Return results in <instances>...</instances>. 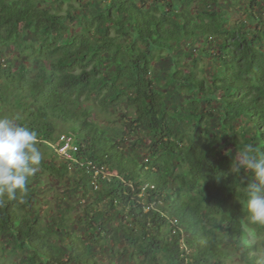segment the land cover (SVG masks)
Returning a JSON list of instances; mask_svg holds the SVG:
<instances>
[{
    "label": "trees",
    "instance_id": "16d2710c",
    "mask_svg": "<svg viewBox=\"0 0 264 264\" xmlns=\"http://www.w3.org/2000/svg\"><path fill=\"white\" fill-rule=\"evenodd\" d=\"M263 17L264 0H0V117L35 131L43 156L26 191L0 195L2 259L230 264L228 245L264 264L244 243L242 222L264 235L246 219L250 174L231 172L243 146L264 152ZM65 132L112 177L70 172L47 145ZM42 173L72 176L66 194L93 199L78 202L69 230L55 219L38 227ZM146 184L154 191L139 198ZM144 199L161 204L144 213Z\"/></svg>",
    "mask_w": 264,
    "mask_h": 264
},
{
    "label": "clouds",
    "instance_id": "9594fccd",
    "mask_svg": "<svg viewBox=\"0 0 264 264\" xmlns=\"http://www.w3.org/2000/svg\"><path fill=\"white\" fill-rule=\"evenodd\" d=\"M62 134L70 135L74 138V143L78 146L76 157L86 163L84 156L80 155L81 153L79 154L78 140L67 132L61 133L56 143H48L47 145L50 147L58 145ZM42 159L43 156L38 147L36 132L16 123L12 118L0 117V195H6L9 199H16L18 190L26 191L29 177L38 171ZM60 159L68 167V162L62 158ZM242 169L245 173L250 174V178L247 179L244 187L247 210L246 219L252 225L264 226V152L257 154L251 144L243 146L236 161L232 162L231 172L237 174ZM217 178H219V173ZM119 179L122 180L120 177ZM91 188L92 191H96L93 190V187ZM153 191L154 186L146 184L140 190L138 197H149ZM159 203L161 204L160 201L148 202L144 199L142 200L143 210L145 211L146 207H148L146 212L157 211V204ZM167 221L173 228L171 233H178L180 236L178 240L179 250L182 254L189 256L191 249L186 242L187 234L180 229L177 219H167ZM183 234H185V237Z\"/></svg>",
    "mask_w": 264,
    "mask_h": 264
},
{
    "label": "rangeland",
    "instance_id": "374dc122",
    "mask_svg": "<svg viewBox=\"0 0 264 264\" xmlns=\"http://www.w3.org/2000/svg\"><path fill=\"white\" fill-rule=\"evenodd\" d=\"M264 18V17H263ZM216 45V44H215ZM215 46L213 47V49ZM214 52V50H213ZM5 56V55H4ZM185 63H187V60H185ZM161 69H159L158 72L153 73L154 75L161 74ZM101 122L103 120H100ZM52 147V146H51ZM54 147V146H53ZM150 150H147L145 154H149ZM59 159L57 158L55 164L58 166ZM94 166V165H92ZM71 172V170H70ZM103 178V177H102ZM72 176H66L64 178H54L51 176H48L46 173H42L41 176L38 178V182H42L41 185L38 186L37 190H35V195L33 197V202L31 204L32 207L39 210V220H38V227H44L46 224L50 222V220H56L64 223V225L68 228H71L70 226H74V222L76 221L77 214L82 211V205H79L78 202L87 203L93 201V199L87 198L86 200H83L81 197V192L74 193L73 187L71 193H67L69 186L67 185V182H73ZM66 194V195H65ZM69 194V195H68ZM88 197V196H87ZM90 199V200H89ZM86 201V202H85ZM115 204V202H114ZM140 204H142L140 202ZM81 206V207H80ZM104 205L100 204V207L104 209ZM146 212V211H144ZM59 213H61L62 218L60 219ZM242 225L244 227L245 231V239L244 243H247L248 246L256 245L258 250H255L253 253L256 254V256H259L264 261V235L260 236L258 238L252 231V228L247 226L242 222ZM67 230V229H65ZM185 237V234H183ZM183 239V237H182ZM185 240V238H184ZM262 244V245H261ZM261 245V246H260ZM7 247L5 244H3L2 241H0V264H10V262H17L18 259L15 258H7L5 260L2 259V251ZM120 249H122L124 246H119ZM223 248H227L229 252L231 253V257L229 259L230 264H245L244 260H242V251H235L230 246H223ZM9 249V248H7ZM10 251V250H8ZM21 257L20 255H18ZM98 264H130L127 261L119 260L117 258L110 259L105 254L97 253L96 257ZM13 262V263H14ZM12 263V264H13Z\"/></svg>",
    "mask_w": 264,
    "mask_h": 264
},
{
    "label": "built area",
    "instance_id": "2783aa9c",
    "mask_svg": "<svg viewBox=\"0 0 264 264\" xmlns=\"http://www.w3.org/2000/svg\"><path fill=\"white\" fill-rule=\"evenodd\" d=\"M56 154L68 162V168L72 171V169H80V168H91L94 170V176L93 178L98 177L99 173L103 177L102 179H108L111 175L105 174L102 172V168L97 170L92 164L89 162H82L80 159L76 157V154L78 152V146L74 143V138L70 135L62 134L59 138V144L52 147ZM77 166V167H76ZM97 179V178H96ZM93 180L92 187L93 190H97L99 187V182L97 180ZM148 210V207H146L145 211Z\"/></svg>",
    "mask_w": 264,
    "mask_h": 264
}]
</instances>
